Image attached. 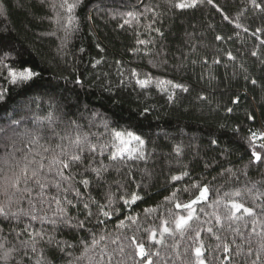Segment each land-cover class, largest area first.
<instances>
[{
    "label": "snow or ice",
    "instance_id": "snow-or-ice-1",
    "mask_svg": "<svg viewBox=\"0 0 264 264\" xmlns=\"http://www.w3.org/2000/svg\"><path fill=\"white\" fill-rule=\"evenodd\" d=\"M82 3L83 0H41V4L52 12L47 18L60 25L64 31L58 50L66 46L69 35L76 30L75 10ZM163 3L169 11L181 12L195 9L203 4L211 5L222 14L224 20L235 23V27L242 28L245 33L249 31L239 22L240 17L245 14L246 9L243 8L236 14L235 20H232L224 14V9L216 4L215 0H163ZM247 6L264 14V0H247ZM157 7L145 4L143 12L135 10L116 12L112 18L122 19V23L117 25L122 29L125 26L136 29L140 26L141 17L148 19L147 13H153L152 19L143 27L146 31L155 32L162 37L161 30L154 27L159 17L163 15L157 11ZM62 20L66 23L61 24ZM261 34H264V25L256 28L252 33L260 45H264ZM136 35L135 45L145 47H133L129 50L134 53L143 52L151 69L164 68L168 61L161 58L160 52L147 47L150 44L154 45L155 41L139 38V32ZM235 35L239 36V33ZM215 39L223 40L224 37L216 35ZM13 53L19 55L13 42L7 36L0 34V77L6 79L9 85L31 89L40 74L30 66L17 64L13 59ZM226 55L231 61L236 59L230 51ZM252 55L256 56L257 52L253 51ZM220 62L219 57L212 61L213 64ZM100 63V60H96L93 66ZM191 63L207 64V61L192 60ZM116 64L119 66L120 85L134 86L140 93L145 94V101L152 95L153 88L166 98L168 104L173 105L181 93L191 92L189 85L181 80L169 79L163 75L157 76L151 70H138V67L124 69L121 61H116ZM183 67V63L176 65V71L179 72ZM205 74L207 73L201 75V79ZM245 79L248 77L245 76ZM74 83L81 84V80L77 78ZM251 83L255 85L257 81L252 79ZM8 91V88H0V101L6 99L5 94ZM196 99L203 101L206 98L198 95ZM237 99L238 97L233 98L231 103H237ZM34 102L35 98L21 101L25 110L33 112L34 128L23 127L21 130L20 126L26 121V117L23 116L11 119L9 124L0 125V147L5 149L0 153V264H55L54 258L50 259L52 252L62 253L65 264H114V262L115 264H166L161 258L160 251H153L157 246L171 248L175 259L180 260V264H211L205 256V252L211 249L206 248L205 241L201 238L202 231L210 234L218 242L215 245L217 251H223L224 256L220 264H224L225 261L233 264L234 258L239 256H243L242 264H264V180H248L243 183L239 180L241 174L248 175L250 168H255L257 171L264 168V126L256 130L248 129L244 139L250 155L248 162L242 168H224L223 164H217L214 158L204 159L205 172L213 164H217L221 169L211 179H206L204 174L194 178V170L187 164L182 165L177 174H171L166 178L162 191L167 195L163 196V200L155 206L144 208L142 221L140 213L125 214L124 210L131 209L137 205V202L144 200L140 190L149 187V184L132 180L109 182L106 180V175L110 170L120 174L126 169V175L131 177L134 165H138L141 161L147 163L152 159L153 154L157 153L156 140L151 138L146 140L143 133L138 134L130 126L113 128L110 121L96 111L87 117L86 127L89 130H85L80 118L69 119L61 134L53 127L57 121L64 123L60 116L52 111L56 105L50 100L48 113L40 116L30 108V104ZM150 111L151 107L144 106L139 115L146 116ZM227 111L232 112L233 109L228 108ZM83 116L84 113H81L80 117ZM246 118L254 120L255 116L248 114ZM101 126L103 132L90 130ZM220 127L224 128L226 125L221 124ZM46 128L51 129L52 135L58 138L59 142L55 145L48 142L41 143L45 140L42 133ZM232 131L238 134L241 129L236 127ZM158 135H162L165 139L170 138L163 128L159 129ZM23 137H28L27 142L22 147H17V143ZM149 143L154 147L149 149ZM210 144H217V140L212 139ZM228 152L229 149H222L221 155L226 156ZM173 153L179 162L180 157L184 155L183 144H173L171 153L164 155L170 156ZM195 156L198 157L199 152H196ZM137 170L151 181L152 171L149 168H137ZM217 180L224 182L216 184ZM101 182L108 187L102 198L97 199L90 195L89 189L93 184ZM131 183H136L135 189L128 187ZM113 184L117 187L116 191H112ZM226 187L227 191L224 190ZM23 200L27 201V207L21 206L20 202ZM79 205H82V208H79ZM45 206L50 208L54 206L51 214L44 211ZM71 208H78L80 215H70ZM201 214L213 218L217 227L208 226L199 229L194 227L193 222H199ZM80 216H83V219ZM113 216L117 218L115 232L107 228ZM150 220L152 221L150 226L143 227V224ZM157 220L160 221L159 224L155 223ZM13 221L16 224H13ZM35 221H39L41 225L39 228L33 224ZM45 223L51 226L50 230L45 227ZM205 223L211 224L212 221L207 220ZM225 224L232 234L231 239L222 238L217 234ZM241 224L249 229L246 235L241 230ZM5 225H8L9 231L14 233L19 247L15 244L10 245L8 236L4 232ZM60 226L83 232L84 236L76 244L57 240L55 233L60 230ZM177 234L191 241V244L185 247L183 254L175 251L179 241L171 245L166 244L167 238L175 240ZM236 237L240 238V243H237ZM42 244L48 247H42ZM53 244L54 248L51 247ZM233 246L235 252L231 250ZM245 246H247L246 251ZM76 249L79 250V255L70 251Z\"/></svg>",
    "mask_w": 264,
    "mask_h": 264
},
{
    "label": "trees",
    "instance_id": "trees-1",
    "mask_svg": "<svg viewBox=\"0 0 264 264\" xmlns=\"http://www.w3.org/2000/svg\"><path fill=\"white\" fill-rule=\"evenodd\" d=\"M215 3L220 5L224 9V14L232 20H235L236 14L242 8L246 9L239 22L249 31L245 33L242 28H236L235 23L224 20L221 13L207 4L181 12L169 11L163 0H83L75 10L76 30L69 35L66 46L58 50L64 31L60 25L47 18L52 12L41 4V0H0V34L7 36L19 53L18 56L13 53V59L17 64L30 66L40 74L31 89L9 85L6 79L0 77V88L9 89L5 94L6 99L0 101V125L9 124L11 119L23 116L26 117V121L20 126L21 130L23 127L34 128L33 112L25 110L21 101L35 98L30 108L37 115L44 116L48 113L50 100L56 105L52 111L60 116L64 123L57 121L53 127L61 134L69 119L80 118L85 130H89L86 127L87 117L96 111L106 117L113 128L130 126L138 134L143 133L146 140L149 138L156 140L157 153L153 154L152 159L147 163L141 161L138 165H134L131 177L126 175V169L120 174L110 170L106 175V180L109 182L132 180L149 184V187L140 190L144 200L137 202V205L131 209L124 210L125 214L140 213L142 221L144 208L155 206L163 200V196L167 195L162 191L166 178L171 174H177L182 165L187 164L194 170V178L204 174L206 179H211L221 170L217 164L222 163L224 168H242L248 162L250 155L244 139L248 129L256 130L264 126V63H262L264 45H260L252 35L256 28L264 25V14L247 6V0H215ZM145 4L158 6L157 11L163 13L154 25L161 30L162 37L155 32L146 31L143 27L152 19L153 13H147L148 19L141 17L140 26L136 29L127 26L122 29L117 26L122 23V19L112 18L116 12L133 10L143 12ZM63 23L66 21L62 20L61 24ZM53 32L55 35H49ZM137 32L139 38L155 41L154 45L150 44L147 47L154 48L156 52L161 53V58L168 61L164 68L151 69L143 52L134 53L129 50L133 47H145L135 45ZM235 33H239V36ZM216 35H222L224 39L216 40ZM261 39H264V34H261ZM193 46H195L194 50ZM229 51L236 57L234 61L228 59L226 53ZM253 51L257 52L256 56L252 55ZM185 57L187 59H184ZM217 57L221 62L213 64V59ZM96 60H100L101 63L94 67ZM192 60H206L207 64H193ZM116 61H121L124 69L138 67V70H151L157 76L163 75L169 79L181 80L189 85L191 92L181 93L173 105L168 104L166 98L153 88L152 95L145 101V94L140 93L134 86L120 85L121 77L118 75L119 66ZM181 63L184 67L177 72L176 65ZM204 73L207 74L201 79ZM245 76L248 79H245ZM77 78L81 80V84L74 83ZM252 79H255L257 84L253 85ZM198 95H203L206 99L197 100ZM237 97V103H231V100ZM144 106L151 107V111L146 116H140L139 113ZM228 108H232L233 111L228 112ZM81 113H84L83 117H80ZM248 114H254L255 119H247ZM221 124H225L226 127L221 128ZM236 127L241 129L238 134L232 131ZM161 128L169 134V139L158 135ZM90 130L104 131L102 126ZM42 134L45 140L41 143L48 142L55 145L59 142L58 138L52 135L51 129L46 128ZM27 139L28 137H23L17 143V147H22ZM212 139H216L217 144H210ZM175 143H182L184 146V155L180 157L179 162L174 153L170 156L164 155L171 153L172 145ZM152 147L154 145L149 143L148 148ZM222 149H229L226 156L221 155ZM3 151L5 149L0 147V153ZM196 152H199L198 157L195 156ZM212 158L217 164H213L205 172L203 161ZM145 167L152 171L151 181L137 170ZM239 180L242 183L248 180H264V168L260 171L250 168L248 175L241 174ZM223 182L217 180L216 184ZM107 187L108 185L103 182L93 184L89 193L101 199ZM128 187L135 189L136 183H131ZM116 190L117 187L113 184L112 191ZM224 190L227 191V187ZM20 203L23 207L28 206L26 200ZM37 207H40L39 204ZM78 207L82 208V205ZM52 210L54 206L44 207V211L49 214ZM70 215L79 216L78 208H71ZM80 218L83 219V216ZM207 220H211L212 223L206 224ZM116 222L117 218L113 216L107 225L109 231L115 232ZM12 223L16 224L15 221ZM151 223L150 220L143 224V227H149ZM155 223L159 224L160 221L157 220ZM33 224L37 228L41 226L39 221ZM193 226L197 229L217 227L213 218L204 217L202 214L201 220L193 222ZM45 227L51 229L47 223ZM240 227L246 235L249 229L244 228L243 224ZM4 232L8 236L10 245L15 244L19 247L8 225L4 226ZM217 234L222 238H232L227 224L220 228ZM83 236V232L63 226H60V230L55 233L57 240L72 244H76ZM201 238L205 241L206 248L211 249L205 252L206 258L211 264H220L224 253L215 249L218 242L203 231ZM177 241L179 243L175 251L183 254L185 247H188L191 241L177 234L175 240L167 238L166 244L171 245ZM236 241L240 243V238L236 237ZM42 247L48 246L42 244ZM51 247L54 248L55 245ZM156 250L160 251L161 258L166 264H180V260L175 259L171 248L157 246L153 251ZM231 250L235 252V246ZM70 251H74L75 255L80 254L78 249ZM51 258H54L55 264H65L62 253L52 252ZM242 261L243 256L235 257L233 264H242ZM224 264L228 262L225 261Z\"/></svg>",
    "mask_w": 264,
    "mask_h": 264
}]
</instances>
